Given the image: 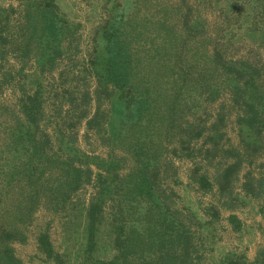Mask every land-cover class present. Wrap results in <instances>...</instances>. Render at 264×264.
<instances>
[{
	"label": "trees",
	"instance_id": "obj_1",
	"mask_svg": "<svg viewBox=\"0 0 264 264\" xmlns=\"http://www.w3.org/2000/svg\"><path fill=\"white\" fill-rule=\"evenodd\" d=\"M201 2L214 3L221 16L210 29L206 24L200 27V19L203 17L206 21ZM39 10L41 12L31 15L26 6L24 18L16 21L10 38H0L3 45L10 43L11 50L22 58L34 51L42 70L51 67L59 57L74 61L79 55L80 25L65 19L50 0ZM261 12L264 16V0H177L173 6L163 8L161 13L152 14L148 19L127 17L126 28L119 33H106L108 44L103 45L104 50L108 53L109 46L114 48L108 59H94L93 54H89V60L78 72L94 74V89L89 90L82 82L73 85V92L59 95L71 106L66 113L68 127L64 129L56 127L49 132L42 126L44 98L40 83L38 89L25 95L21 104L24 116L19 117L16 131L11 128L4 135L9 143L0 145V153L5 156L0 160L3 164L0 167L3 193L0 196V264H24L11 246L14 240L22 239L21 225L28 222L43 203L68 202L70 194L90 177L88 158H100L87 156L77 149L72 134L83 120L86 128L95 129L97 133L106 131L104 125L109 121L101 109L104 97L112 103L109 117L117 114L116 108L121 111L135 106L138 109L140 118L131 120L123 136L111 146L113 152L119 148L127 156L118 159L115 154L109 155L117 162L130 157L134 165L121 178L103 179L96 196L82 207L86 213L84 243L91 246V255L96 249L103 203L107 199L114 202L108 223L113 246L110 259L90 263L83 254H78L71 264H198L204 255L201 247L205 245V235L194 229L192 218L175 207L176 193L172 188L163 186L167 169L160 168L163 144L155 142L159 132L160 135L165 132V138L176 140L180 149L184 148V142L205 132L210 139L214 136L203 157L206 163H214L215 158L221 157L213 176L209 177L198 166L191 177L203 192L215 188L218 202L202 207L204 215L211 219L208 225L220 216L222 208L234 210L245 204L246 199H253L262 219L257 228L264 240V81H258L264 71L257 60L252 62L248 56L232 60L230 57L234 55L229 52L230 48L259 47L264 43V27L256 26L261 22L257 19ZM244 23L249 24L248 28H244ZM229 24L232 28L226 27ZM225 67L229 69L231 102L217 108L221 111L216 113L211 127H206L207 119L203 113H198L199 103H193L199 97L202 100L199 84L195 89L191 84L198 83L199 78L211 70L220 69L222 76ZM79 79L85 81L86 77ZM110 85L113 88H109ZM24 92L27 91L23 89ZM232 115L237 143H232L227 136L226 126ZM14 132H17L16 137ZM20 145L25 148L23 155L17 153ZM184 154L193 157L190 150ZM76 162L79 165L76 166ZM94 164L100 169L103 166L96 161ZM244 166L247 170L241 172ZM257 166L262 170L256 173L254 167ZM98 176L102 177L101 171ZM240 178L242 194L235 185ZM228 221L234 230L242 229L243 223L236 214L230 213ZM41 242L43 250L49 253L46 234L41 235ZM220 264H264V247L258 250L253 261L243 253H230Z\"/></svg>",
	"mask_w": 264,
	"mask_h": 264
},
{
	"label": "rangeland",
	"instance_id": "obj_2",
	"mask_svg": "<svg viewBox=\"0 0 264 264\" xmlns=\"http://www.w3.org/2000/svg\"><path fill=\"white\" fill-rule=\"evenodd\" d=\"M50 1L56 5L65 19L80 25L79 55L72 62H67L59 57L51 67L45 66L46 68L42 70L39 66L38 57L33 55L34 51L22 58L11 50L10 43L3 45L0 40V145L3 142L9 143L7 139H4V135L11 128L16 131L20 123L18 122L19 117L21 119L24 116L21 106L23 103L22 98L38 89L39 83L41 84L40 88L44 98L42 104V126L44 125L43 127L49 132L54 131L56 127L64 129L68 123L66 113L71 106L67 101H62L59 95L66 91L73 92V85L82 82L89 87V90L94 89L96 86L94 74H79L78 72L85 65V61L89 60V54H93L94 59H108L107 56L110 50L113 52L114 48L111 49V46H109L108 53L107 50H104L103 45L108 44L106 33L109 35L112 32L119 33L123 28H126L125 19L127 17L137 16L148 19L152 14L161 13L163 8L167 9V7L173 6V3L177 0ZM48 2L49 0H0V34H2L0 38L2 36L10 38L11 33L14 32V25L23 20L26 6L31 10V15H33L36 11L41 12L39 9L47 5ZM202 4L203 2H201L200 7ZM257 10L261 11L260 9ZM201 11L206 21L202 17L204 22L200 19V27H204L206 24L210 29V25L214 20L218 17L221 18L215 9L214 3L211 5L204 2ZM258 16L257 19L258 21L261 19V22H257L256 26L264 27L263 12L258 14ZM16 21L18 22L16 23ZM174 24L176 23L174 22ZM230 25L226 27H231ZM248 26L249 24L244 23L245 29ZM153 28L155 29V26ZM255 39L257 41L260 40L258 36H255ZM229 52L234 55L232 58L230 57L232 60L245 56L251 58L252 62L257 60L258 66L264 71V43L260 44L259 47L254 45L252 47L230 48ZM90 68L88 67V71H91ZM227 69L228 67H225L226 76L224 71L223 75H220V69L211 70L200 77L198 83L195 81L191 84L193 89L199 84L202 100L199 97L193 103H199L198 113H203L207 119L208 126L206 127H211L210 123L216 117V113L221 111L217 108H221L222 104L231 102L233 94L228 88L231 85L229 79H227L229 75L227 74ZM22 74L24 76H21ZM82 77H86V80L79 79ZM258 81L262 83L264 76H261ZM109 88H113V85H110ZM23 89L27 92L23 93ZM204 99L208 100V102H203ZM119 105L124 106L122 104ZM101 106L109 121V123L106 122L104 125L106 131L97 133L95 129L86 128L84 125L85 120H83L82 124L78 126L76 133L72 134V138L75 141L76 148L85 155L90 157L98 156L104 160L88 158L92 173L84 184L70 194V200L56 205L52 203L41 204L33 213L32 218L21 225L22 239L14 240L11 246L15 255L24 264H71L78 254H83L90 263H93L95 260H108L113 253L108 223L114 202L111 199H107L103 203L104 206L101 209V215H103L102 223H100V231L96 239V249L92 251L91 255H89V247L91 246L88 243H84L85 234L83 229L86 226V213L82 207L87 206L91 199L96 196L98 189L104 182L103 179H111V177L117 176L121 178L122 174L128 172L134 165L130 157L125 159L126 161L121 159L120 162H117L112 160L109 155L115 154L118 159L122 156H127L119 148L113 152L111 146L117 143L120 136H123L127 124L131 120L140 117L135 106L131 109L124 107L121 111L116 108L117 114L113 113L109 117L112 103L108 97H104V100L101 101ZM93 111L94 107L91 109V112ZM115 114L116 116H114ZM60 115H65L66 117L60 119ZM233 117L232 115L229 118L226 126L228 130L227 136L232 143H237L239 139L235 133L234 123H231ZM168 130H170L169 127ZM13 134L16 137L17 132ZM164 134L165 132L160 135L159 132L155 137L156 143L163 144V157L160 160V168L167 169V176L163 179V186L166 189L172 188L176 193V195L174 194L175 207L180 209L184 215L192 218V222L195 225L194 229L197 228L199 233L205 235V245L201 247L204 255L198 261V264H220L223 257L230 253H243L248 260H255L258 250L264 247V240L257 228L258 223L262 222V219L257 210L256 202L248 198L245 204L238 205L234 210L222 208L220 216L213 220L211 225H208L211 219L209 216L204 215L202 207L208 206L213 201L218 202L213 191L215 188L212 191L203 192L197 188V184L191 181L193 170L196 167L201 166L203 171L205 170L204 172L209 177H212L216 162L221 161L220 156L214 159V163L209 161L206 163L203 160L204 152L206 153L208 145L211 146L210 141L215 140L214 136L212 135L213 139H210L205 132L198 138L184 142L182 145L184 148L180 149L176 140L165 138ZM159 135L162 140H160ZM169 140L174 142H168ZM15 142L17 141L15 140ZM24 150L25 148H21L20 145L17 153L23 155ZM157 150L159 151L158 148ZM187 150L192 152L193 157L185 156L184 152ZM75 154L77 157L78 152L76 151ZM14 155L16 153H13ZM4 158L3 153H0V160ZM93 161L101 163L103 165L101 169ZM75 165L77 166L79 163L76 162ZM1 166H3L2 163H0ZM81 167L85 168V165H81ZM245 170H247L246 166L242 168L241 172ZM261 170L260 166L254 167L256 173ZM99 171H101L102 177L98 176ZM241 182L242 178L236 181L235 184L236 190L240 194H242L240 190ZM2 194L0 191V196ZM230 213L236 214L243 223L240 231L234 230L228 221ZM42 234L47 235L50 244L49 253L42 248L44 247L41 242ZM83 243L84 245L79 248Z\"/></svg>",
	"mask_w": 264,
	"mask_h": 264
}]
</instances>
